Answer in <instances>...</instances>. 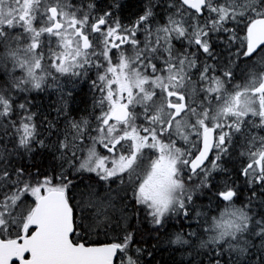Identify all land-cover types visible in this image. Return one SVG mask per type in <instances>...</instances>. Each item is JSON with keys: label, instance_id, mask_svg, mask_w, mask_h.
Segmentation results:
<instances>
[{"label": "snow or ice", "instance_id": "snow-or-ice-1", "mask_svg": "<svg viewBox=\"0 0 264 264\" xmlns=\"http://www.w3.org/2000/svg\"><path fill=\"white\" fill-rule=\"evenodd\" d=\"M0 264H264V0H0Z\"/></svg>", "mask_w": 264, "mask_h": 264}, {"label": "trees", "instance_id": "trees-1", "mask_svg": "<svg viewBox=\"0 0 264 264\" xmlns=\"http://www.w3.org/2000/svg\"><path fill=\"white\" fill-rule=\"evenodd\" d=\"M84 91L87 92V87H86V86H84ZM159 258H160V255H158V259H159ZM163 258H164V259L167 258V254H166V253L163 254Z\"/></svg>", "mask_w": 264, "mask_h": 264}]
</instances>
